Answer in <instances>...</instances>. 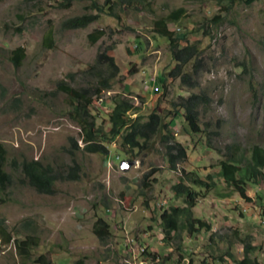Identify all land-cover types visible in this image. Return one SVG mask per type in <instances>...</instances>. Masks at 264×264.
Wrapping results in <instances>:
<instances>
[{
  "label": "rangeland",
  "instance_id": "374dc122",
  "mask_svg": "<svg viewBox=\"0 0 264 264\" xmlns=\"http://www.w3.org/2000/svg\"><path fill=\"white\" fill-rule=\"evenodd\" d=\"M111 3L0 0V141L11 174L10 186L0 194V217L12 238L10 243L0 239V264H42V255L50 264H221L220 256L236 264L227 252L242 259L247 242L255 246L249 256L264 264V176L248 182V201L219 175L227 154L250 156L252 146H264V0L250 5L243 0H151L153 11L122 2L111 10ZM179 8L186 12L170 29L180 47L199 48L198 59L183 67L190 83L170 75L177 62L168 38L153 26L155 19ZM98 13L99 19L85 28L63 27L68 18ZM99 31L103 34L93 42L90 34ZM49 32L53 47L45 41ZM17 47L26 54L20 66L9 58ZM100 53L114 56L119 71L104 100L92 98L89 108L97 127L110 131L107 113L116 98L137 106L132 117L139 114L141 122L154 112L162 123L174 117L168 129L147 136L146 142L141 138L139 148L123 145L118 136L98 138L107 155L83 150L75 103L58 86L66 82L92 90L97 74L90 66ZM102 62L105 74L109 63ZM160 77L167 80L166 88L155 93ZM193 94L204 97L198 107L201 132L191 129L179 106ZM174 142L186 156L173 168L167 145ZM123 159L136 164L124 172ZM25 160L53 168L58 176L53 193L29 185ZM189 172L211 184L194 187L199 195L192 209L211 228L166 240L160 216L172 206H185L173 186L191 184ZM99 218L110 225L104 237L94 231ZM27 235L38 241L29 258L16 245Z\"/></svg>",
  "mask_w": 264,
  "mask_h": 264
},
{
  "label": "trees",
  "instance_id": "16d2710c",
  "mask_svg": "<svg viewBox=\"0 0 264 264\" xmlns=\"http://www.w3.org/2000/svg\"><path fill=\"white\" fill-rule=\"evenodd\" d=\"M243 1L247 5H250L257 0ZM118 2L136 6L139 4L144 9L153 11L151 0H107V3H111L109 9H114ZM185 12L184 8L174 10L169 15L155 19L153 26L156 33L168 38L172 56L177 62V66L170 72V75L172 77H181L183 82L190 83L191 75L183 73V67L194 59H198L199 48L196 44H188L180 47V39L176 38L173 30L170 29V23L179 21L182 16H184ZM99 17V13L75 16L65 20L63 22V27L66 29L85 28L93 21L99 19ZM217 18H219V16ZM102 34V31H99L98 34L93 32L90 34V38L95 42ZM45 41L49 47H53L52 32L47 34ZM25 55L24 48L17 47L10 51L9 58L15 66H20ZM102 58H105L109 63L108 70H105V74L100 66L103 63ZM195 68H197L196 64ZM90 69V71H95L97 74V84L93 86L92 90L85 87L76 88L66 82H60L58 86L59 89L67 93L70 99L75 103L76 118L82 128L83 142L85 143L83 150L107 155L109 153L107 146L99 142L98 138L104 137L107 141H110L118 136L122 138L123 145H128L131 149L139 148L142 145L140 142L141 138H145L146 142L147 136L168 129L171 123H173L174 117L169 122H160L159 116L155 112L150 115L149 121L141 122V116L139 114L136 118L132 117V114L137 113L139 110L137 106L126 98H116L112 109L107 113L111 129L108 133H104L101 127H97L95 116L92 114L89 107L92 103L93 96L102 99L105 91H109L113 88V79L116 78L119 68L114 56L100 53L95 63L90 66ZM166 81L167 80L163 77L158 79L157 85L155 83V93H160L163 88H166ZM203 99V96L193 94L179 104L180 109L184 111V117L188 125L195 132H201L198 122V107ZM103 100L104 99H102V101ZM181 110H177L176 114H180ZM165 139L168 143L171 137L166 135ZM167 146L169 148V162L171 163V167L174 168L176 167L177 160L186 156V151L178 142L168 144ZM6 163L7 151L5 145L0 141V194L6 191L11 183V174L6 170ZM22 169L28 179L29 185L34 187L38 192L47 194L53 193L58 176L51 166L42 165L38 161L25 160L22 163ZM219 175L229 186L233 187L234 191L239 193L240 197L250 201L247 195L248 182L257 183L259 178L264 176V146L258 144L252 146L250 156H246L245 152L238 153L236 151L227 154L225 159L220 162ZM72 177H77L76 173H73ZM187 180L191 184H186L185 181H182L173 186L176 197L184 198L185 206H172L170 210L163 211L160 216L166 240L172 239V235H181L185 232L190 235H195L203 229L209 230L211 228L210 224L194 217L192 210L193 207L197 205V197L199 195L194 187H211V184L203 180L198 172H189L187 174ZM228 195L229 194H226L225 196ZM3 201L4 199L0 195V203ZM95 225L94 231L100 237H104L110 233V225L105 219L99 218ZM0 239L5 243H10L12 240L6 221L2 217H0ZM16 243L19 253L27 258L30 257L31 250L38 246L37 238L34 235H27L24 239L16 240ZM254 249L255 246L247 242L244 247L245 254L242 259H236L230 252H227V255L231 257L236 264H259L258 260L252 259L249 256ZM143 253L151 255L147 253L146 250H144ZM151 257L153 260L157 258L156 254H152ZM219 259L221 260V264H228L223 256H220ZM39 261L42 264H50V261L47 260L44 255L40 256Z\"/></svg>",
  "mask_w": 264,
  "mask_h": 264
},
{
  "label": "water",
  "instance_id": "95a60500",
  "mask_svg": "<svg viewBox=\"0 0 264 264\" xmlns=\"http://www.w3.org/2000/svg\"><path fill=\"white\" fill-rule=\"evenodd\" d=\"M135 164H136L135 160H122L120 162V169L124 172H128Z\"/></svg>",
  "mask_w": 264,
  "mask_h": 264
},
{
  "label": "built area",
  "instance_id": "2783aa9c",
  "mask_svg": "<svg viewBox=\"0 0 264 264\" xmlns=\"http://www.w3.org/2000/svg\"><path fill=\"white\" fill-rule=\"evenodd\" d=\"M254 217L259 218V216L256 213L254 214ZM261 221H262V223H264V220H261Z\"/></svg>",
  "mask_w": 264,
  "mask_h": 264
},
{
  "label": "clouds",
  "instance_id": "9594fccd",
  "mask_svg": "<svg viewBox=\"0 0 264 264\" xmlns=\"http://www.w3.org/2000/svg\"><path fill=\"white\" fill-rule=\"evenodd\" d=\"M119 157H120V156H119V155H117V156H116V159H119ZM109 158H110V157H109ZM123 160H127V159H123Z\"/></svg>",
  "mask_w": 264,
  "mask_h": 264
}]
</instances>
